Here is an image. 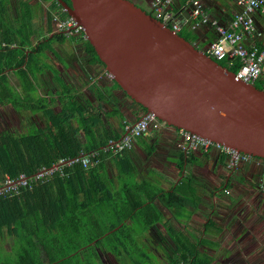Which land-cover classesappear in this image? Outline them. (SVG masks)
I'll use <instances>...</instances> for the list:
<instances>
[{
  "label": "trees",
  "instance_id": "1",
  "mask_svg": "<svg viewBox=\"0 0 264 264\" xmlns=\"http://www.w3.org/2000/svg\"><path fill=\"white\" fill-rule=\"evenodd\" d=\"M50 1L53 9L59 8L60 17L69 16L58 0ZM6 7L0 0L2 15ZM1 28L7 26L0 18ZM4 34L0 37V105L19 112L43 111L47 118L44 126L33 125L27 131L0 130V188L7 177L18 180L20 174L28 176L30 183L0 193V264H103L102 256L120 264H211L212 258L197 242L184 240L158 206L175 218L176 209L190 203L187 195L192 187H187V178L170 190L141 182L134 175L130 149L113 153L110 142L122 137L130 119L116 107L110 92L83 109L74 95L77 88L63 83L62 96L70 98V107L53 109L48 101L54 99L38 90L40 75L47 69L44 51L50 45ZM179 34L194 43L186 26ZM54 37L62 43L67 35L60 32ZM85 45L93 60L105 67L87 39ZM217 61L234 72L239 66ZM110 81L107 90H123L114 79ZM255 85L261 89L260 82ZM108 101L116 106L107 110ZM132 101L146 113L143 105ZM105 114L116 116L118 123L106 120ZM85 153H92L100 164L86 168L78 161L37 177L61 159ZM155 248L161 249L160 256Z\"/></svg>",
  "mask_w": 264,
  "mask_h": 264
},
{
  "label": "crops",
  "instance_id": "2",
  "mask_svg": "<svg viewBox=\"0 0 264 264\" xmlns=\"http://www.w3.org/2000/svg\"><path fill=\"white\" fill-rule=\"evenodd\" d=\"M10 1V4L5 2V14L2 15L0 9L2 21L7 26L4 30L0 29V37L5 33L7 37L14 34L21 38L30 37L34 41H47L51 49H45L44 57L47 64L57 66L60 74L58 78L54 76V79L60 83L57 85L61 90L62 87L64 89L63 83L68 85L69 81L75 88H87L91 84L89 79H95L105 69L102 64L93 60L86 49L85 40L79 36L73 39L75 45H68L70 51H63L57 56L55 51L64 49L65 41L58 42L54 37L61 32L57 30L55 18L59 14V8L53 9L50 0H25L27 5L23 0ZM154 1L140 0L151 11ZM200 1L208 21L199 23L195 30H188L194 35V42L203 48L217 34L211 20L226 25L240 7L235 0ZM185 7L184 0L177 1L176 8H182L181 15L189 18V7ZM23 8L26 9L24 12ZM252 40L258 44L264 43L262 17L257 18V31ZM62 66L66 69L64 75L61 72ZM47 70L52 71L48 65ZM14 79L13 76L12 80ZM42 79L43 74L39 78L40 86ZM76 80L79 84H75ZM38 90L41 95L49 97L41 92V87ZM128 110L130 125L145 113L131 98ZM130 162L136 179L155 183L165 190H170L173 185H182L187 178V187H192L187 195L190 203L184 208L176 209L175 218L158 203L164 216L170 219L175 231L184 240L197 242L199 249L206 254L204 247L242 250L240 256L244 257V262L251 263V257L255 255L256 263L251 264H264V256L261 254L264 250V221L259 220L264 219L263 158L252 157L234 164L222 147L212 146L208 151L191 148L185 142L181 130L165 123L159 130H151L135 140L130 149ZM258 251L260 258L259 253L256 255ZM217 256L227 259L225 253ZM210 257L214 261L217 259L216 256ZM218 263L230 264L221 260Z\"/></svg>",
  "mask_w": 264,
  "mask_h": 264
},
{
  "label": "water",
  "instance_id": "3",
  "mask_svg": "<svg viewBox=\"0 0 264 264\" xmlns=\"http://www.w3.org/2000/svg\"><path fill=\"white\" fill-rule=\"evenodd\" d=\"M58 1L82 27L106 71L146 112L264 158V90L237 78L133 0Z\"/></svg>",
  "mask_w": 264,
  "mask_h": 264
},
{
  "label": "built area",
  "instance_id": "4",
  "mask_svg": "<svg viewBox=\"0 0 264 264\" xmlns=\"http://www.w3.org/2000/svg\"><path fill=\"white\" fill-rule=\"evenodd\" d=\"M177 1L155 0L152 8L156 18L171 28L173 32L179 33L184 26L195 30L199 23L208 21L200 0H184L186 7L188 6L191 10L189 18L181 15L182 8H176ZM235 2L240 9L233 13V17L228 24L221 25L217 21L211 20V25L217 33L216 38L202 49L215 60L225 59L231 65L239 64L235 76L247 83L260 82L261 88L264 90V43L258 44L252 40L257 31V18L262 17L264 23V0H235ZM55 18L58 31L64 32L68 36L85 38L82 27L77 24L72 16L60 17L58 14ZM106 73L110 79H113L110 72L106 71ZM164 124L153 113L146 112L133 125L126 124V130L122 137L111 141L110 147L114 154L122 153L124 150L131 149L138 137H142L151 130H159ZM181 133L185 142L191 148H203L208 151L212 146L222 147L231 156L234 164L240 160H249L253 157L235 149L221 146L191 132L181 130ZM78 161L82 162L86 168H89L92 164H100L99 160L94 159L92 153H85L69 160L61 159L60 163L51 169L39 171L37 177L49 175L52 171L62 169L66 164ZM29 184V177L25 174H20L18 180L7 177L5 185L0 188V193L8 192L10 189L16 190L18 185Z\"/></svg>",
  "mask_w": 264,
  "mask_h": 264
},
{
  "label": "rangeland",
  "instance_id": "5",
  "mask_svg": "<svg viewBox=\"0 0 264 264\" xmlns=\"http://www.w3.org/2000/svg\"><path fill=\"white\" fill-rule=\"evenodd\" d=\"M7 3H12L10 0H3ZM135 2H137V4L142 5L144 7V9L151 11L150 8H148L146 5L142 4V2H140V0H133ZM23 3L26 4V1L23 0ZM25 5H23V7H25ZM30 6V5H29ZM26 9L23 8L22 12H24ZM8 17V15H6ZM0 18H1V14H0ZM3 19V16L1 18V20ZM75 37L72 36H68L65 39V47H63L64 49H60V50H56V54H58L57 56H59L63 51H70L71 49L69 48L68 45L73 44L75 45V43H73V39ZM195 43V42H194ZM196 44V43H195ZM198 45V44H196ZM199 46V45H198ZM200 49H202L201 46H199ZM48 67L53 71L50 70H45L43 72V79L41 82V92L44 95H49L50 98L54 99V102L49 100L48 102L52 103L51 107L57 111L62 109V106H64L65 104H67L68 107H70L69 104V97L66 96H62L63 92L60 88L59 85H57L59 82H57L54 79V76H58L60 73L58 71V69L56 68L57 66L52 65L51 63L47 64ZM66 69L63 68L61 69L62 75H64L66 72ZM72 71V70H69ZM45 74V75H44ZM75 78V76H74ZM91 78V77H90ZM89 81H91V84L87 87V88H78L77 90L74 91V95L76 96L80 107L83 109H87L89 108L90 104H97L99 102V99L101 98L100 96H104L103 98L106 97V93L108 94V92H110V97L111 99H113V101L116 103V105L114 104V102L112 101H108L104 104V106L106 107L107 110L112 109L114 106L116 107H120L122 109V111L125 113V116H127L128 118L130 117V111L128 110V106L130 107V97L121 89H117V88H112L110 90H107L105 88L106 85L111 86L112 82L110 81V77L107 75L105 69L102 71V73L97 76L95 79H89ZM13 82V80H12ZM66 83V82H65ZM68 85L71 88H75L72 85H70L71 81L67 82ZM60 84V83H59ZM75 84H79L78 80H76ZM100 87V88H98ZM106 91H102V90ZM108 91V92H107ZM61 98V99H60ZM134 103V102H133ZM136 104V103H134ZM137 105V104H136ZM41 106L43 107L44 104L41 103ZM47 115L43 112V111H36V112H32L30 110L28 111H17L14 108H12L11 106H1L0 105V130H6V131H14V130H20V131H27L29 128H31L33 125L36 126H44V124L46 123V117ZM105 119H110L111 121H113L115 124H117V117L115 116H108V115H104ZM159 179V178H156ZM157 185V184H156ZM264 194V193H263ZM264 200V199H263ZM264 203V201H263ZM259 212H261V210H258ZM260 221H264V219L260 218ZM255 221V220H254ZM150 247H154L152 244H150ZM205 251H207V254H209L210 256H216V261H214L213 259L210 261L211 264H219L218 262L221 260V262L223 261H227L230 262V264H251L256 263V257L255 255H253V257H251V263L250 262H244V257L240 256L242 250H222V249H213V248H209V247H204ZM155 251L158 252V255L161 253V249H156ZM231 252V253H230ZM226 254L227 259L224 258H219L217 255L218 254ZM259 253V255H258ZM264 256V250L261 253ZM259 256V258L261 257L260 255V251L257 252V254ZM160 256V255H159ZM102 263L103 264H120L118 263L116 260L112 259V258H106L104 256ZM221 264V263H220Z\"/></svg>",
  "mask_w": 264,
  "mask_h": 264
},
{
  "label": "flooded vegetation",
  "instance_id": "6",
  "mask_svg": "<svg viewBox=\"0 0 264 264\" xmlns=\"http://www.w3.org/2000/svg\"><path fill=\"white\" fill-rule=\"evenodd\" d=\"M82 39H84V40H85V39H86V37H85V38H82Z\"/></svg>",
  "mask_w": 264,
  "mask_h": 264
},
{
  "label": "bare ground",
  "instance_id": "7",
  "mask_svg": "<svg viewBox=\"0 0 264 264\" xmlns=\"http://www.w3.org/2000/svg\"><path fill=\"white\" fill-rule=\"evenodd\" d=\"M262 89V88H261ZM263 90V89H262Z\"/></svg>",
  "mask_w": 264,
  "mask_h": 264
}]
</instances>
